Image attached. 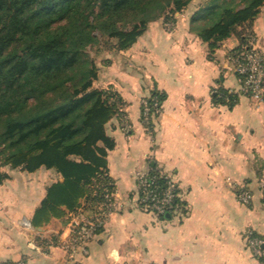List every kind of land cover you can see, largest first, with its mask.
Instances as JSON below:
<instances>
[{"label": "crops", "instance_id": "0c3cea01", "mask_svg": "<svg viewBox=\"0 0 264 264\" xmlns=\"http://www.w3.org/2000/svg\"><path fill=\"white\" fill-rule=\"evenodd\" d=\"M195 1L171 26L162 17L149 22L129 48L109 52L108 62L96 65L92 86L111 88L122 106L105 125L114 142L105 162L115 209L87 254L58 245L42 253L29 249L31 239L40 244L68 236L64 207L60 216L33 224L47 188L62 178L51 168L2 166L0 264H262L247 236L251 231L264 239V98L254 102L238 93L240 78L228 60L239 45L236 36L211 45L193 31L204 4ZM251 29L264 56V2ZM218 88L237 95L231 107L213 101ZM153 92L164 98L146 128L141 101ZM150 170L176 183L177 213L155 217L136 206V173ZM240 185L251 192L246 204L237 198Z\"/></svg>", "mask_w": 264, "mask_h": 264}, {"label": "trees", "instance_id": "16d2710c", "mask_svg": "<svg viewBox=\"0 0 264 264\" xmlns=\"http://www.w3.org/2000/svg\"><path fill=\"white\" fill-rule=\"evenodd\" d=\"M191 0H0V154L5 165L54 169L62 178L47 188L33 224L50 216L97 212L114 185L105 156L114 142L105 125L122 102L111 88L96 89L91 51L129 48L160 17L171 26ZM264 0H209L192 29L215 44L230 35L238 52L252 33ZM108 61L105 60L104 63ZM164 95L153 92L149 104ZM237 95L218 88L213 101L231 107ZM5 174L0 171V184ZM101 230V229H100ZM98 230L97 232H99ZM57 245L58 239L39 241ZM260 261V260H259Z\"/></svg>", "mask_w": 264, "mask_h": 264}, {"label": "built area", "instance_id": "2783aa9c", "mask_svg": "<svg viewBox=\"0 0 264 264\" xmlns=\"http://www.w3.org/2000/svg\"><path fill=\"white\" fill-rule=\"evenodd\" d=\"M228 60L232 63L233 71L240 78L239 94L247 96L254 102L264 98V56L256 46L254 36L250 37L238 52L229 53ZM230 92V91H229ZM150 99L141 101V122L149 127L154 115L159 113L160 105ZM136 181L138 188V200L136 206L145 212L160 217L165 214L177 213L181 208V198L174 180L166 173L159 170L149 172H137ZM264 199V183L259 184ZM237 198L242 203H248L251 192L248 186L240 185L236 190ZM113 191H105L101 202L98 204L97 212L86 216L81 213L68 212L69 233L62 242L58 240V246L67 253L80 251L82 255L88 252L87 244L103 227V224L113 213L115 202ZM27 228L30 224L22 222ZM247 245L251 254L264 264V239L249 232ZM52 245L41 246L34 239L29 240L28 247L35 253H42ZM21 264V263H17Z\"/></svg>", "mask_w": 264, "mask_h": 264}, {"label": "rangeland", "instance_id": "374dc122", "mask_svg": "<svg viewBox=\"0 0 264 264\" xmlns=\"http://www.w3.org/2000/svg\"><path fill=\"white\" fill-rule=\"evenodd\" d=\"M203 1L204 3L208 2L209 0H196L195 2H201ZM176 14V13H175ZM114 41L110 42L109 44H101L100 46H96L92 51L91 55L94 59L95 65H99L105 62V58L107 57L108 53L111 52L110 50V45H113ZM114 52V51H113ZM4 157L3 155L0 154V167L2 166H8L3 164L4 163Z\"/></svg>", "mask_w": 264, "mask_h": 264}]
</instances>
